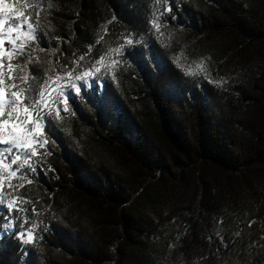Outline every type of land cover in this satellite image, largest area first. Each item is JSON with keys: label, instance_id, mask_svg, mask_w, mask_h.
<instances>
[{"label": "trees", "instance_id": "trees-1", "mask_svg": "<svg viewBox=\"0 0 264 264\" xmlns=\"http://www.w3.org/2000/svg\"><path fill=\"white\" fill-rule=\"evenodd\" d=\"M5 3L36 27L6 100L95 73L43 95L35 156L0 143V264H264V0Z\"/></svg>", "mask_w": 264, "mask_h": 264}, {"label": "snow or ice", "instance_id": "snow-or-ice-1", "mask_svg": "<svg viewBox=\"0 0 264 264\" xmlns=\"http://www.w3.org/2000/svg\"><path fill=\"white\" fill-rule=\"evenodd\" d=\"M15 12V17L19 20V23H12L7 28V32H4V26L10 20L11 14ZM27 23V32H23L22 28ZM7 38L8 42L12 45H16L18 42L20 44L19 49L13 47L11 50L6 51L4 49L5 39ZM29 39H36V32L35 26L29 22V18L25 15L24 12L16 11L12 4L5 3V0H0V85H3L4 80L3 76L4 73L2 71L4 67L3 58L7 56L9 60L11 59L12 55L17 51H22L24 47V43L27 42ZM131 43V41H129ZM8 69L11 70L13 65L9 63L7 65ZM99 72V69H96ZM90 73L85 72L81 76L75 77L74 80L69 81V86L71 89H75L77 93L81 91V87L84 84H87V81L84 80V77L89 76ZM99 77H97L98 79ZM21 79H26V77H21ZM83 81V84L78 87L76 81ZM15 88V84L12 85ZM20 91H11L9 93V98L5 99V89L0 86V143H11L15 147L19 149H32L31 156L36 155V151L33 148V141L37 139V137L41 134L42 130V123L41 118L39 116V107L41 104H45V101L42 99L44 93H40L41 99H34L33 105L37 110V116L35 121H33L32 116L33 113L30 112L29 107L18 108L17 105H23L26 103V99L22 98V92ZM61 96L65 97V104H67L70 97H68L66 91H60L59 93ZM6 105L10 107V111L6 110ZM45 106H47L45 104ZM23 112L24 116L21 118L19 115L20 112ZM15 114L14 119H9L13 117ZM9 117V118H5ZM34 127H25V125H32ZM39 142V141H38ZM47 143L46 141L40 142V146L43 147L44 144ZM11 152V149L8 150ZM29 156H25L23 158L22 163L29 166V169L32 166L29 164ZM21 157L16 155L12 158L11 163L15 165L17 161H20ZM4 164L3 158H0V165ZM18 170V169H17ZM17 170L11 171V176L17 175ZM31 183V181H29ZM10 187H13L10 185ZM22 187V185H21ZM16 204L15 200H11L8 202L7 207L9 210H13L14 205ZM35 211V209H33ZM19 240H21L24 244H30L33 240V233L31 230L27 232V238L23 233L20 234Z\"/></svg>", "mask_w": 264, "mask_h": 264}, {"label": "rangeland", "instance_id": "rangeland-1", "mask_svg": "<svg viewBox=\"0 0 264 264\" xmlns=\"http://www.w3.org/2000/svg\"><path fill=\"white\" fill-rule=\"evenodd\" d=\"M11 17L12 18L10 20H8V22L4 26V32L5 33L7 32V28L9 27L10 24H12V23H17L18 24L19 23V20L15 17V12H13L11 14ZM158 24H159V22L158 21L156 22V20L154 19L153 20V25L158 28ZM22 31L25 32V33L27 32V23H25V25L23 26ZM35 32H36V27H35ZM29 40H34V39H29ZM29 40H27V41H29ZM13 46L15 48L19 49L20 44L18 42L16 45H13ZM109 58L111 59V62L110 63L106 62V63L109 65L110 69H113L112 65L114 64V57L111 54V56L107 57V59H109ZM86 72L90 73V75L84 77V80L88 79L90 76H93V74L95 73L94 70H92V71L91 70H87ZM66 77H68L67 80H63L62 81V77L56 76V77H54L51 80V82L48 83L47 87H45L44 90H43V93L46 95V99L47 100H50L52 97H54V94L58 90L62 89L61 88L62 85H65L66 87H68L69 86V81L70 80H74L75 77H77V75H68V74H66ZM179 90H181V89H179ZM25 127L27 128V127H29V125H25Z\"/></svg>", "mask_w": 264, "mask_h": 264}]
</instances>
